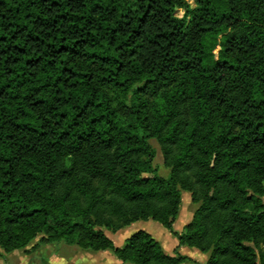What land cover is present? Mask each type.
Returning a JSON list of instances; mask_svg holds the SVG:
<instances>
[{
	"label": "trees",
	"instance_id": "1",
	"mask_svg": "<svg viewBox=\"0 0 264 264\" xmlns=\"http://www.w3.org/2000/svg\"><path fill=\"white\" fill-rule=\"evenodd\" d=\"M192 1L0 0V255L182 264L105 232L152 219L206 264H264V0Z\"/></svg>",
	"mask_w": 264,
	"mask_h": 264
},
{
	"label": "crops",
	"instance_id": "2",
	"mask_svg": "<svg viewBox=\"0 0 264 264\" xmlns=\"http://www.w3.org/2000/svg\"><path fill=\"white\" fill-rule=\"evenodd\" d=\"M191 219L192 218H190L188 222H190ZM150 220L136 221L138 223L134 222L126 226L125 228L118 230L117 232H112L109 230H105V232L112 240L114 239L113 240L114 243L116 242L114 236L117 234V236H119L120 238V241H117L115 245L118 244V246L121 247L125 244L126 239L132 233H134L138 229L145 230V228H137V227H141V225L151 224ZM186 224H184V226ZM174 229H175V223H174ZM168 231L169 234L165 233V235L163 236L164 242H161L159 240L163 246L164 251L167 254L175 255L177 253H180L182 255L187 256L188 258L185 261H183L182 264H206L209 258L208 253L201 252L200 250L194 247H190L187 245H180L178 237L174 235L169 229ZM176 231L181 232L182 230L180 231L176 230ZM54 244L55 242L40 243L39 238H37L31 245L27 247L28 249H16L10 252H3V254L0 255V264H131L128 262H123L111 249L99 250V251L91 250L95 253H90L91 251L88 249L81 248L84 251H78L77 249H69V247H64L65 245L63 247H60V246H55ZM63 244L66 243L63 242ZM34 245L37 246L33 247ZM66 245L73 246L69 244ZM76 257H79L81 260L75 262Z\"/></svg>",
	"mask_w": 264,
	"mask_h": 264
},
{
	"label": "rangeland",
	"instance_id": "3",
	"mask_svg": "<svg viewBox=\"0 0 264 264\" xmlns=\"http://www.w3.org/2000/svg\"><path fill=\"white\" fill-rule=\"evenodd\" d=\"M191 2H193V1L191 0ZM182 13L183 12H180L181 15H182ZM150 143L152 144V146L156 150V155H155L153 164L157 170V173L159 175L168 177L170 175V168L164 164L163 153L160 149L159 143L154 138L150 139ZM196 206L197 205L195 203H193V201H192L191 194L188 191L182 190L181 209H180V213H179V215L176 219V222H175V229L176 230L180 231V230L184 229V224H186L190 220V218H192ZM150 221H151V224L141 225V227H137V228H145V230H148L149 232H151L152 235L157 238V240L164 242L163 236L165 235V233L169 234L168 229L165 228L161 223H159L157 221H154V220H150ZM136 223H138V222H136ZM130 229H133V228H130ZM114 238H115L116 242L120 241V238H119V236H117V234L114 236ZM54 245L60 246V247H63L65 245L64 247H69V249H77L78 251H84L76 245L67 246L66 244H63V242H55ZM116 245L118 246V244H116ZM90 253H95V252L91 251ZM79 260H81L79 257L75 258V262H78Z\"/></svg>",
	"mask_w": 264,
	"mask_h": 264
}]
</instances>
